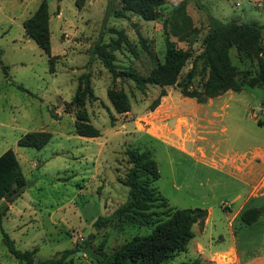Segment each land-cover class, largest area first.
<instances>
[{"label":"rangeland","instance_id":"374dc122","mask_svg":"<svg viewBox=\"0 0 264 264\" xmlns=\"http://www.w3.org/2000/svg\"><path fill=\"white\" fill-rule=\"evenodd\" d=\"M44 1L52 59L23 26ZM182 1L166 0L159 18L145 21L131 12H126L128 18L116 17L114 12L123 10L121 0H0V156L13 150L28 180L14 201L0 200V207H9L0 225V264H20L5 245L3 231L17 249H37L42 259L59 258L70 250L68 264H96L88 249L79 245L94 230L91 248L105 242L109 254L134 237L150 235L154 226L126 221L95 227L100 216H111L128 197L129 189L120 183L131 167L125 154L128 148L152 154L160 171L154 187L169 207L212 209L206 231L203 225L193 228L196 235L187 251L163 264L205 263L199 244L208 252L230 245L229 209H238L243 201H235L239 194L245 199L251 192L250 208L264 207V126L258 124L264 121L262 88L245 85L238 93L230 91L200 103L184 97L175 85L165 88L167 95L151 112L148 107L160 87L149 86L142 93L131 81L113 82L92 54L97 44L111 45L118 39L113 31H121L135 53L123 43L114 52L115 64L149 74L164 62V21ZM186 13L200 33L190 43L173 35L171 40L196 57L203 52L209 32L208 14L223 23L264 25V0H188ZM230 57L239 71L255 76L257 61H241L235 48ZM192 67L189 61L180 80ZM202 68L201 62L196 64L191 88L204 82ZM84 73L91 75L99 98L86 105L92 125L101 131L98 138L75 133L76 116L69 106ZM111 88L129 96V113L115 112L107 95ZM40 131L52 135L45 147L19 146L23 136ZM259 221L250 227L239 221L233 227L243 260L264 251V215Z\"/></svg>","mask_w":264,"mask_h":264},{"label":"trees","instance_id":"16d2710c","mask_svg":"<svg viewBox=\"0 0 264 264\" xmlns=\"http://www.w3.org/2000/svg\"><path fill=\"white\" fill-rule=\"evenodd\" d=\"M166 0H121L122 11H115L118 18H128L126 12L138 15L145 21H155L160 17V8ZM188 0L170 12V17L164 21L166 39V54L164 62L158 63L149 74L138 73L135 69H120L115 64L114 52L123 43L134 48L126 35L121 31H113L118 35L111 45L97 44L92 54L98 56L104 67L111 74L113 82L131 81L137 90L145 93L149 86L161 88L159 96L149 105V111H155L161 99L167 95L166 87L177 85L184 97L196 99L204 103L227 92H240L245 85L251 88L259 87L264 90V25L245 24L237 22L223 23L209 16V32L203 41V52L194 57L190 50H182L171 40L175 36L179 42H188L196 37L200 30L193 25L186 13ZM171 18V19H170ZM49 11L46 1L42 2L36 13L24 22L26 35L51 59V31L49 25ZM173 21V22H172ZM142 44L148 54H151L146 41L141 37ZM111 47V48H110ZM235 48L241 61H257L258 71L251 77L249 72L239 71L232 63L230 51ZM50 59V60H51ZM189 61L193 67L187 76L180 80L182 71ZM1 62V59H0ZM201 62L204 82L200 87H192L196 64ZM7 70V67H4ZM113 109L117 114L124 115L131 111V101L123 90L109 89L107 92ZM99 100L91 85V75L84 73L78 81V88L73 100L69 103L76 116L75 133L86 138H98L101 131L91 123L86 109L87 103ZM111 113L112 124L115 121ZM264 126V121H259ZM49 132H31L19 140V146L42 149L51 140ZM125 154L129 158L131 167L120 183L129 189L128 197L111 216H100L95 227L102 229L116 221H126L129 224L143 227L154 226L148 236H137L129 242L119 246L111 254L106 252L105 242L97 248H91L96 238L90 234L79 245L86 248L87 254L96 264H163L180 252H186L189 242L195 238L193 227L204 225L208 216L206 209H175L168 205L166 199L154 187V182L160 178V171L156 160L149 151L128 148ZM28 180L21 168L16 153L8 150L0 156V200L14 201L22 195ZM9 207H0V225ZM264 215V207L249 208L241 215L245 225H253ZM3 241L10 253L20 264H68L70 250L64 251L59 258L42 259L36 254L37 249L21 251L3 231ZM38 259V261H37ZM183 264H205L200 260Z\"/></svg>","mask_w":264,"mask_h":264},{"label":"crops","instance_id":"0c3cea01","mask_svg":"<svg viewBox=\"0 0 264 264\" xmlns=\"http://www.w3.org/2000/svg\"><path fill=\"white\" fill-rule=\"evenodd\" d=\"M250 194L249 193V197L246 196V198L244 199L242 194H239L235 201H242L240 206L238 207V209L236 211H232V209H229V213L231 215V217L229 218V226L231 229V244L228 245L225 249L223 250H217V251H213V252H208L206 251V248L199 244V252H201L202 255H204L206 258H203L206 262L205 264H222V262H224L225 264H264V251L261 252L259 254V256L257 257H252L250 260H243L242 255H241V251L239 249V245L238 242L236 240V233L234 232V225L235 223L241 221V215L242 213L249 209V205L251 203L250 199ZM261 202L264 203V200H262ZM208 211V216L204 222L203 225V233L206 231V228L208 227L209 223H211V217H212V209L208 208L206 209ZM260 222V223H259ZM262 221H258L256 223H254L253 225H245V226H256L261 224ZM243 223V222H242ZM199 224H196L193 228L198 227ZM196 235V232H194ZM223 239V238H222ZM209 262V263H207Z\"/></svg>","mask_w":264,"mask_h":264},{"label":"water","instance_id":"95a60500","mask_svg":"<svg viewBox=\"0 0 264 264\" xmlns=\"http://www.w3.org/2000/svg\"><path fill=\"white\" fill-rule=\"evenodd\" d=\"M96 233V231L94 230L93 232H92V234H95ZM37 261H38V259H37Z\"/></svg>","mask_w":264,"mask_h":264}]
</instances>
